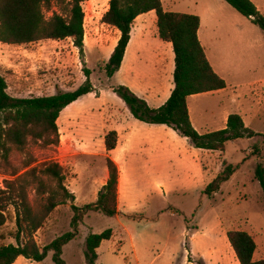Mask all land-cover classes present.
I'll return each instance as SVG.
<instances>
[{
  "label": "rangeland",
  "instance_id": "rangeland-1",
  "mask_svg": "<svg viewBox=\"0 0 264 264\" xmlns=\"http://www.w3.org/2000/svg\"><path fill=\"white\" fill-rule=\"evenodd\" d=\"M100 1L84 3L85 16L97 19L104 14L107 4ZM253 1L264 7V0ZM162 4L167 12L200 13L203 16V37L204 32L209 33L213 44L209 56L215 60L216 70L224 74L227 84L219 94L204 95L192 102L196 130L200 133L221 130L227 117L240 114L246 127L258 135L229 142L221 153L200 151L178 134L185 142L179 144L177 153L166 164V196L164 192L144 195L142 189H136L137 194H130L126 199L128 217L122 220L126 228L121 227L116 218L93 211L84 216L76 231L72 225L75 215L72 203L57 208L36 233L35 239L44 248L63 235L76 232L75 238L63 250L67 264H86L87 237L107 230L113 231V237L98 249L97 264H200L201 261L204 264H239L227 238V233L234 230L248 232L257 244L254 259L264 260V193L255 177L256 166L264 164V83L259 84L264 82V47L259 48L256 44L259 40L264 44V31L222 0H162ZM59 9L60 6L53 2L51 9H46V16L50 18L52 12ZM205 11L212 16L206 19ZM232 31L245 35L236 39L234 35H227ZM39 43L21 46L0 43V73L8 83L11 96H15L17 87L26 93H34L31 94L33 97L36 95L34 90L49 95L66 92L78 84L76 88H79L87 79L84 68L99 72L101 60L106 58L97 47L87 46L86 64V55L82 58L71 41ZM222 47L224 52L221 53ZM36 52L41 53L37 58L34 57ZM147 57L153 59L152 51ZM99 73L92 76L91 82L102 89L109 80L104 71ZM109 93L104 96L106 106L98 102L99 92L85 99L72 117L74 122L68 125L70 135L97 153L106 147L108 122L116 125L125 122L128 113L114 92ZM59 147L42 150L31 143L29 149L39 162L55 160L64 167L67 186L78 190L77 207L96 203L94 182L96 176L100 178L107 170V159L80 157L73 166V159L66 153L61 154ZM22 159V154H12L15 166H19ZM227 165L237 168L235 174L217 193L207 196L206 187ZM6 179L12 178L0 169V187ZM30 199L35 200L32 191ZM188 228L191 229L185 237L183 232ZM15 232L16 214L10 207L7 224L0 227V246L15 244ZM15 264L55 263L53 253H50L41 263L22 257Z\"/></svg>",
  "mask_w": 264,
  "mask_h": 264
},
{
  "label": "trees",
  "instance_id": "trees-1",
  "mask_svg": "<svg viewBox=\"0 0 264 264\" xmlns=\"http://www.w3.org/2000/svg\"><path fill=\"white\" fill-rule=\"evenodd\" d=\"M89 0H0V43L8 45H29L41 41H64L71 39L74 47L84 58L85 12L83 4ZM239 14L264 31V16L251 0H223ZM56 2L60 9L46 16ZM155 11L158 18L159 37L173 46L175 55V88L168 101L160 108H151L147 101L139 98L124 85L113 89L121 98L132 116L141 122L166 125L183 138L188 139L196 149L224 152L229 142L252 139L258 135L246 127L240 114H231L224 129L209 133L198 132L191 121L188 98L194 95L225 90L227 84L213 69L199 39L201 20L198 16L167 12L162 0H110L109 10L103 23L116 28L120 40L110 60L103 67L107 77L112 78L120 69L135 20ZM86 82L73 92H60L54 96L15 98L8 93V83L0 73V169L6 179L0 187V227L7 224L9 208L16 214L15 244L0 246V264H15L19 258L41 263L53 253L55 264H67L63 259L64 247L71 242L75 233L65 234L51 244L41 248L36 233L43 228L50 215L59 207L72 203L74 212L72 225L79 223L89 212H100L107 217L118 214L119 169L107 159L109 180L99 192L96 203L77 207L74 194L69 190L67 173L55 160L39 162L30 151L31 143L42 150H56L60 145L58 119L62 111L81 97L94 92L91 82L92 71L83 70ZM118 134L109 132L105 137L108 151L116 149ZM259 151V147H256ZM14 152L23 155L19 166L12 163ZM237 168L227 165L206 187L205 194L212 196L228 182ZM255 177L264 193V164L255 168ZM30 191L35 200L30 199ZM113 231L90 234L85 242L86 264H97V250L104 241L111 240ZM239 264H264L254 259L257 244L246 231L234 230L227 233ZM200 264H204L203 261Z\"/></svg>",
  "mask_w": 264,
  "mask_h": 264
},
{
  "label": "crops",
  "instance_id": "crops-1",
  "mask_svg": "<svg viewBox=\"0 0 264 264\" xmlns=\"http://www.w3.org/2000/svg\"><path fill=\"white\" fill-rule=\"evenodd\" d=\"M223 1V0H222ZM253 1V0H252ZM101 4H107V8L100 17L97 19H93L88 17L86 14L84 20V30H85V47L84 53H86L87 46L97 47L100 51V54L105 55L106 58L101 60L99 72H103V67L110 60L118 42L120 40L121 34L120 32L105 23H103V17L109 10L110 0H101ZM225 2V1H223ZM255 4L256 2L253 1ZM88 3V2H87ZM226 3V2H225ZM256 7L260 11L261 14H264V7L256 4ZM263 9V10H262ZM181 13V12H176ZM192 15H196L201 20V25L199 29V39L201 44L205 50L207 59L209 60L211 66L214 71L218 73L221 78H225L222 72H218L216 70V65L214 64L213 57L209 56V51L212 50V43L209 33L204 32L205 23L203 16L200 13H195ZM204 16L207 19V16H212L209 11L204 12ZM249 21L248 19H246ZM158 18L155 11L149 12L147 14H143L139 16L132 27L131 32V41L127 47L125 57L121 66V69L112 77L109 78V84L100 89L93 82L92 85L94 87V92L81 97L76 102L69 105L65 108L59 119L58 124L63 122L60 127L61 134V147L59 150L62 153H66L70 158L73 159V166H76V159L80 157H104L106 159L110 158L119 169V185H118V214L114 217L120 223L121 227L126 228L123 223V218H127L128 213V205L126 203V199L130 194H137L136 189H142V193L144 195L147 194H156L163 193L165 194V189L167 187V170L166 164L172 159L178 151V147L180 143H183V139L178 135L176 131L167 127L166 125H155V124H147L141 122L139 120L134 119L130 110L124 103V101L117 96L120 104L122 106H126L128 113L125 114V122H122L118 125L111 124V121L108 122L110 127L107 128L109 132L116 131L118 134V143L116 149L112 151H108L104 146L101 152L97 153L91 151L88 145L83 142L78 141L73 134H69L68 125L72 124L74 120L72 117L75 112L78 110L77 107L82 105L84 100L90 98L91 96H96V93L99 92V96L97 98L98 102H100L103 106H106L104 96L107 93L113 91V89L120 85H125L131 89L133 93H135L139 98L147 101L148 105L151 108L157 109L163 106L168 99L170 98L174 88V78L173 74L175 72V55L173 51V46L169 42H164L160 39L158 33ZM231 37L234 35L236 39L243 37L245 34L243 32H237L233 34H227ZM212 37V36H211ZM51 41V40H49ZM67 41V40H64ZM68 41L72 42V46L74 47L73 41L69 39ZM42 41L39 44H42ZM56 42V41H54ZM259 48H263L264 44L262 41L256 42ZM36 45V44H35ZM74 49H77L74 47ZM221 50V53L224 52V48ZM152 51L153 59H149L148 54ZM130 52L131 55H130ZM34 55L37 58L41 53L36 52ZM130 58V59H129ZM88 58L86 55V64ZM221 65V64H220ZM98 71H93L91 78L95 74H100ZM20 80V79H19ZM116 83H114V81ZM264 83L262 81L259 84ZM79 85V84H78ZM77 85V86H78ZM69 89L66 92H73L78 88ZM18 88V87H17ZM15 89V98H32L31 92L26 93L23 90ZM35 97H45V96H54L55 94L44 95L43 93L39 94L36 90ZM32 91V92H34ZM168 91V92H167ZM223 91V90H222ZM114 92V91H113ZM221 91L194 95L188 98V106L191 121L195 127L193 118H192V108L191 104L198 98L204 95H215L219 94ZM110 94V93H109ZM108 94V95H109ZM107 95V96H108ZM228 117L225 120V127L227 125ZM109 121V120H108ZM224 127V128H225ZM223 128V129H224ZM199 132V131H198ZM107 133V134H108ZM209 133V132H207ZM106 134V135H107ZM228 144V143H227ZM227 146V145H226ZM200 150V149H198ZM206 151V150H200ZM212 152V151H210ZM222 153V152H221ZM199 167V164H197ZM205 170V167H203ZM95 178V188L94 194L97 197L102 188L107 184L109 180V171L108 168L104 173H102L99 178L96 176ZM99 178V179H98ZM68 181V179H67ZM71 183V182H69ZM69 190L75 196L74 204L77 205L78 201V190H74L71 188V185L68 186ZM96 200V201H97ZM172 216L175 214L172 212ZM113 218V217H112ZM191 228L183 232V235L187 237ZM196 235V234H193ZM194 237V236H192ZM112 239V238H111ZM86 242V241H85ZM102 245V244H101ZM101 247V246H100ZM98 251V250H97ZM98 254V253H97ZM99 257V256H98ZM189 264H194L189 262Z\"/></svg>",
  "mask_w": 264,
  "mask_h": 264
}]
</instances>
